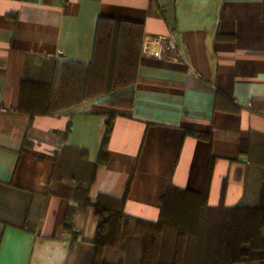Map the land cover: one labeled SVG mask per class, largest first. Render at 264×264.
<instances>
[{
	"label": "crops",
	"instance_id": "obj_1",
	"mask_svg": "<svg viewBox=\"0 0 264 264\" xmlns=\"http://www.w3.org/2000/svg\"><path fill=\"white\" fill-rule=\"evenodd\" d=\"M100 17L143 31L131 109L111 122L89 196L121 197L132 172L124 212L156 221L170 185L200 191L209 173L207 205L258 204L264 0H0V264H91L92 207L74 213L73 238L64 222L76 202L49 188L64 145L96 160L107 115L82 101L30 116L18 101L22 77L91 60ZM103 256L115 260L117 250Z\"/></svg>",
	"mask_w": 264,
	"mask_h": 264
},
{
	"label": "trees",
	"instance_id": "obj_2",
	"mask_svg": "<svg viewBox=\"0 0 264 264\" xmlns=\"http://www.w3.org/2000/svg\"><path fill=\"white\" fill-rule=\"evenodd\" d=\"M142 31L138 22L98 18L91 60L60 61L50 76L22 77L18 109L33 116L78 105L100 92L104 69L106 86L102 91L112 92L116 84L130 86L137 71ZM121 95V102L109 97L93 105L92 112L107 115L96 160L89 161L84 149L64 145L54 163L49 188L76 202L67 205L64 222L73 238L78 234L72 230L74 213L92 207L97 226L91 264H264V181L255 206L207 205L209 173L200 191L170 185L160 197L156 221L124 212L132 172L121 197L101 193L95 198L89 196L97 166L108 161L111 122L131 109L132 90ZM69 128L68 124L63 137ZM205 138L210 140L209 132ZM109 248L120 254L115 261L103 256Z\"/></svg>",
	"mask_w": 264,
	"mask_h": 264
},
{
	"label": "rangeland",
	"instance_id": "obj_3",
	"mask_svg": "<svg viewBox=\"0 0 264 264\" xmlns=\"http://www.w3.org/2000/svg\"><path fill=\"white\" fill-rule=\"evenodd\" d=\"M105 73H106V70L104 69V71H103V80L101 82V86L102 87L99 88V91L100 92L97 93L96 96H93L92 98H90L88 100H85V101H101V100H103L105 98L114 97L116 102L117 101L118 102H121L120 100H122V98H118V97L122 96L121 94H123V93H125L127 91V87H124V88L123 87H117L118 84H116V86H115V88H114V90L112 92H104V91H102V90H104L103 89L104 88L103 86H106V82H104ZM122 97H124V96H122ZM117 254H118V257H119L120 254H119L118 251H117ZM117 258H115V260ZM115 260H108V261H115Z\"/></svg>",
	"mask_w": 264,
	"mask_h": 264
},
{
	"label": "built area",
	"instance_id": "obj_4",
	"mask_svg": "<svg viewBox=\"0 0 264 264\" xmlns=\"http://www.w3.org/2000/svg\"><path fill=\"white\" fill-rule=\"evenodd\" d=\"M248 105H249V103H248Z\"/></svg>",
	"mask_w": 264,
	"mask_h": 264
}]
</instances>
